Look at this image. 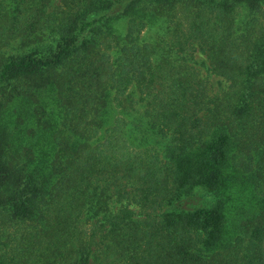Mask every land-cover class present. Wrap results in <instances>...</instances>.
I'll return each mask as SVG.
<instances>
[{
  "label": "trees",
  "instance_id": "1",
  "mask_svg": "<svg viewBox=\"0 0 264 264\" xmlns=\"http://www.w3.org/2000/svg\"><path fill=\"white\" fill-rule=\"evenodd\" d=\"M52 1L0 0V264H264V0Z\"/></svg>",
  "mask_w": 264,
  "mask_h": 264
},
{
  "label": "rangeland",
  "instance_id": "2",
  "mask_svg": "<svg viewBox=\"0 0 264 264\" xmlns=\"http://www.w3.org/2000/svg\"><path fill=\"white\" fill-rule=\"evenodd\" d=\"M60 0H53L52 1V5L50 8V12L53 13L57 10L58 6H59ZM159 31L158 30H151L150 32H148L145 35V40L149 41V42H154L158 35H159ZM44 37V35H43ZM12 47H15L17 45H11ZM15 53V52H13ZM195 58H196V64H195V68L200 71V73L203 76L208 77L209 81H210V87H211V94L215 95L221 92L222 89L225 88V82L223 80H221L219 77L210 75L209 71H208V63L204 57V55H202L200 52H197L195 54Z\"/></svg>",
  "mask_w": 264,
  "mask_h": 264
}]
</instances>
